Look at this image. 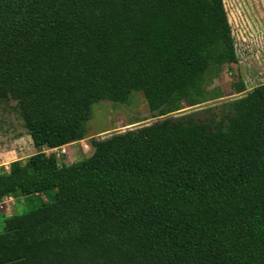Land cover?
<instances>
[{
	"label": "trees",
	"instance_id": "1",
	"mask_svg": "<svg viewBox=\"0 0 264 264\" xmlns=\"http://www.w3.org/2000/svg\"><path fill=\"white\" fill-rule=\"evenodd\" d=\"M235 61L222 0H0V100L35 149L0 168V202H38L2 220L0 264H264V82L218 120L170 116ZM132 90L162 118L44 152Z\"/></svg>",
	"mask_w": 264,
	"mask_h": 264
},
{
	"label": "rangeland",
	"instance_id": "2",
	"mask_svg": "<svg viewBox=\"0 0 264 264\" xmlns=\"http://www.w3.org/2000/svg\"><path fill=\"white\" fill-rule=\"evenodd\" d=\"M230 32L234 41L236 61L222 64L205 84L212 98L194 106H185L170 116L189 115L195 120H218L226 113L228 102L243 95L251 87L264 82V0H222ZM240 81L245 91L235 93ZM142 94L132 90L124 101L100 99L90 106L85 121V136L79 141L53 150L59 162H74L86 157L90 151V139L104 138L113 132L133 129L161 119L152 116ZM31 140L24 132L22 121L12 99L0 100V154L4 156L0 168L16 159H23L34 152ZM47 150V149H44ZM50 152V151H48ZM4 168V167H3ZM5 168V169H6ZM52 191L40 199H49ZM37 198L26 201L18 196L4 198L0 202V232L2 220L12 214L26 212L37 205Z\"/></svg>",
	"mask_w": 264,
	"mask_h": 264
},
{
	"label": "crops",
	"instance_id": "3",
	"mask_svg": "<svg viewBox=\"0 0 264 264\" xmlns=\"http://www.w3.org/2000/svg\"><path fill=\"white\" fill-rule=\"evenodd\" d=\"M69 144H70V143H68V144H64V145H62V147L67 146V145H69ZM44 151H45V150H44ZM3 156H4V154L1 153V154H0V160H2ZM2 164H3V162L0 163V165H2ZM3 167L6 168V165H3ZM5 198H6V197H5ZM8 198L11 199L12 197L8 196Z\"/></svg>",
	"mask_w": 264,
	"mask_h": 264
},
{
	"label": "built area",
	"instance_id": "4",
	"mask_svg": "<svg viewBox=\"0 0 264 264\" xmlns=\"http://www.w3.org/2000/svg\"><path fill=\"white\" fill-rule=\"evenodd\" d=\"M57 149H60V151H61L62 150V146L54 147V148H49V149L45 150L44 152H46V153H48V151L54 152L53 150H57Z\"/></svg>",
	"mask_w": 264,
	"mask_h": 264
}]
</instances>
